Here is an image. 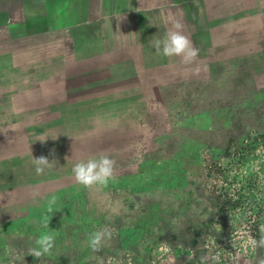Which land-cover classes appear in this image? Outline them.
Segmentation results:
<instances>
[{
	"label": "rangeland",
	"instance_id": "1",
	"mask_svg": "<svg viewBox=\"0 0 264 264\" xmlns=\"http://www.w3.org/2000/svg\"><path fill=\"white\" fill-rule=\"evenodd\" d=\"M35 1L23 0V3L33 5ZM80 1L71 0V3L75 2L70 6L72 13L75 6L79 7V13L86 10L85 6L79 5ZM180 1L178 6L184 8L189 6L186 1L191 3L195 24L200 27L199 32L195 33V25H186L192 21L190 18L181 21L186 36L190 32L188 30L195 29L193 38L188 36L193 46L199 49L196 64L192 67H219L221 73L214 75L213 82H209L211 87L205 86L196 95L192 93V97L188 96V101L193 100L196 105L191 108V112L180 106L184 102L178 104L181 108L174 104L167 106L163 102L162 111L158 112L161 115L157 120L160 125L157 129L158 137L141 145L127 141L123 152L115 158L119 162H116L114 179H110L107 186L85 188L77 184L72 173V167L77 161L72 163L62 154L67 149L65 133L68 134L71 129L75 133H82L84 138L90 136L84 132L95 118L101 119V111L98 110L102 105L95 109L96 105L90 113L84 114L93 116L86 126L80 127L75 120L80 117L79 112L84 110L71 111L61 116L63 121L52 123V129L47 130L51 132L47 134L48 139L55 141V145L42 151V154L45 157L53 155L57 162L54 168L56 172L52 171L54 173L49 174L46 181H35L33 176L38 175L34 173H23L21 177L13 175L14 181H4L7 176L1 174L2 179L0 176V264H258V257H264V248L254 249L250 244H243L247 240L241 236L236 246V228L244 223V218H250L252 214L247 215L248 211L233 212V203L227 207L229 203L225 199L233 191L230 187L232 182L223 181L217 186L216 181H207L208 177L204 176L205 173L213 172L215 163L227 156L230 146L238 144L249 133H264V0ZM110 2L112 4L116 1ZM128 3L129 0L121 2L120 8H116V17L110 19L113 25L107 28L109 31L105 28L100 31L97 29V35L113 45V54L109 56L111 59L106 65L113 72H117V68H121L119 66L124 63L123 59L119 62L113 58L119 56L114 53L125 49L127 45L131 46L120 43L118 34L121 35L123 29L127 30L138 13L147 10L139 4L127 8L129 4H134L132 1ZM9 6L14 8L16 5L13 3ZM94 9L97 7L94 6ZM159 9L163 15L161 34H165L172 26L165 19L176 17L177 10L171 7ZM18 10L14 9L10 15H19L15 14ZM148 11L154 13L156 10L150 8ZM59 12H62L60 7ZM89 15H93L92 10ZM21 17V23L10 27L15 29L13 32L17 35L24 32L23 22L26 24L23 14ZM165 21L167 24H164ZM31 25L40 29L46 27V23L39 20L36 23L31 21ZM80 31L75 30L80 38H87L88 32L85 35ZM56 33L61 35L58 29ZM48 35V39L52 40L50 42H41V37L36 36L25 44L24 39L19 45L9 48L5 42L7 34L0 35V83L7 82V85L23 88L24 91L26 86L34 85L37 88L44 81L42 77L50 71L49 67L42 66L43 46L45 44L46 49L48 45L54 50L57 42L55 36H51L53 34ZM142 35L132 33L128 36L124 33V36L142 48L136 55L140 58L139 62L145 64L147 58L142 53L155 36L147 38ZM9 38L16 36L9 33ZM67 43L61 47L65 48ZM101 44L105 49L108 47L107 43ZM77 46V51H88L83 41ZM96 49L100 50L98 46ZM10 50L14 56L26 50L30 52L24 58H15L9 62L8 56L3 57L1 53L6 55ZM165 58L174 61H161L155 56L148 60L151 62L150 70L155 68L160 80L167 81L170 75L169 80L182 78L198 79L201 82L208 77L202 75L201 71L199 75L191 74L188 71L190 67L183 65L180 57ZM89 64L75 65V71L88 72L91 69ZM185 68L186 71L174 72ZM22 70L27 72L21 73ZM32 70L36 71L35 74L31 73ZM204 70L205 73L208 71L207 68ZM53 78L60 86L67 83L75 88L94 86L90 84V75L76 77L66 69H57ZM48 82H52L50 76L45 79L46 87L52 85ZM190 88L186 87L187 91ZM117 90L112 89L110 93H113V100L103 106H107L105 119L108 123L102 124L136 129L144 127L137 111L139 108L144 111L143 102L152 98L151 91L147 93L148 96L141 97L132 88L127 94L122 93L124 97L115 100L116 93L120 91ZM1 97L0 116L10 111V103L16 99L15 95L9 101L8 96H4V99ZM116 114L122 118L116 119ZM22 129L13 128L0 133V159L4 160H1L0 166L9 169L12 165L14 170H21L23 164L29 162L25 145L30 137ZM63 178L71 179L72 183L66 185L63 182L65 180L53 181ZM47 183L52 185L48 187ZM53 196L56 202L49 211V201ZM45 217L49 218L47 228L43 226ZM105 228L111 233L110 237L102 241L100 251H92L86 237ZM43 232L54 235V247L49 254L34 258L31 249L37 247L35 241ZM249 237L259 239L260 235Z\"/></svg>",
	"mask_w": 264,
	"mask_h": 264
},
{
	"label": "crops",
	"instance_id": "2",
	"mask_svg": "<svg viewBox=\"0 0 264 264\" xmlns=\"http://www.w3.org/2000/svg\"><path fill=\"white\" fill-rule=\"evenodd\" d=\"M35 1V0H34ZM78 1V0H75ZM100 1V0H99ZM99 1H92V0H82L79 3V5H83L86 7V10L83 13H79V7H74V13H72V9L70 6L74 3H71V0H36V8H39L40 14L47 16L48 18V30L46 33L38 34V35H17L13 31L15 29H11L10 27L14 24L17 26V23H21L22 20V14H23V4L22 0L20 3H15V7L11 8L10 6H7L9 8V12L7 14L8 22L7 28H5V31L0 32V35L7 34V39L5 42L9 47H12V45H19L20 41L24 42L25 44L28 40H31L32 38L36 36H40L41 42H50L52 40L48 39L50 35L55 36L57 42H55V48L54 50L50 48V46L47 45V48L45 49V44L42 49V66H46L50 68V71H48L44 77V81L41 82L40 85H37V88L34 87V85L26 86L25 91L23 88H15L11 84L7 85V82L0 83V97L2 94L4 96H8L7 101L15 95L16 99H12L10 103V109H25L28 108H49L50 106H54L55 108H60V110H57V116H62L65 114L72 113L74 111H80V108H77L76 106H83L84 111L90 113L91 110H89L91 107L96 106L97 104L100 105V103H96V97H97V89H106L108 90L109 98L107 101H104L106 103H109L112 98V94L110 93L113 88L118 89L117 91H120L116 93L115 100H119L120 97H124L122 93L127 94L128 91L132 88L137 90L138 96L144 97L149 93V89L147 87H141L140 86H132V84L128 81L127 78H124L122 75L121 79L114 80L112 77L113 71H110V68H107L106 65L108 64V60L110 59L109 56L113 54V45L108 44V40L106 38H101V36L97 35V29L100 31V29H107L113 25V21L110 19H113L116 17L117 9L120 8L121 2H125L126 0H115L116 2L112 3L110 0H101ZM134 2V4H129ZM40 2V3H39ZM138 2V3H137ZM168 2V4L166 3ZM189 6L179 7L178 4L181 3L180 0H129V5L127 8H132L135 5L139 4L142 6L143 9H147L144 12H140L138 16L133 19L132 23H130L129 27L126 29H123L121 32L122 34H118V40L120 43H128L131 46L127 47L125 49H121L120 51L114 53L116 55H119L120 58H124L125 61L128 59L129 52L133 56H137L136 52H139L140 46L129 40V37L124 36V33L128 34V36L132 35L131 28L133 26L137 27L139 24H150V22L153 25V33L155 37H163L164 34H161L163 31V25L161 24L162 20V13L158 11V8L162 9L164 8H174L177 10L175 12L176 17L170 16L169 18H166L165 20H168V25H171L174 21L179 20L180 22L183 20L185 21L190 18L191 20L194 18V14L192 13V6L190 2L186 1ZM30 3V2H29ZM66 3L67 5H65ZM31 4V3H30ZM32 5V4H31ZM119 5V6H116ZM94 6L97 7V9H94ZM107 6V7H106ZM114 6H116L114 8ZM149 6V7H146ZM59 7L61 8V14L59 12ZM7 8V9H8ZM117 8V9H116ZM153 8L154 13H151L148 11V9ZM16 11L14 15L11 14L13 18L12 19L10 13L13 10ZM159 9V10H160ZM92 10V16L89 15V11ZM144 14L147 15L148 19L145 18ZM24 16V14H23ZM192 21L188 22L187 24H190ZM164 24H167V21L164 22ZM186 24V25H187ZM57 27V28H55ZM18 28V27H17ZM58 29L59 32H61V35H58L57 33L54 34L55 30ZM85 34L88 32L87 38H80V35L75 32H79ZM109 31V29H107ZM9 33L16 36V38H9ZM117 33V31H116ZM141 34V33H139ZM116 36V35H115ZM142 36H145L149 38L147 35L143 34ZM68 41L65 48H62L61 46ZM80 41H83L88 48V51L86 52H80L77 51L79 49V46H77ZM107 43L108 47L105 49L101 43ZM53 43V42H52ZM53 46V45H52ZM99 47L100 50L96 49V47ZM1 47V46H0ZM12 50V49H11ZM9 51L8 54L4 55L1 53V55L8 56L9 62L13 61L15 58H24L28 55L30 50H26L20 53V55H13V51ZM16 50H14L15 52ZM3 52V51H1ZM128 56V57H127ZM89 62L91 69L88 70V72H82V71H75L76 66H82L85 63ZM160 62V61H159ZM27 63V61H25ZM76 65V66H75ZM57 69H66L68 70L70 75L73 76H80V75H90L91 76V83L92 87H80L75 88L70 87L69 83L63 84L60 86V83H55L54 75H56ZM155 70V68H154ZM27 72L26 70H22L21 73ZM35 70H32L31 73L35 74ZM176 72V71H175ZM122 73V72H121ZM158 74V72H156ZM10 74V73H9ZM118 74V73H115ZM160 75V74H159ZM35 76V75H33ZM50 76L52 78L51 86L46 87L45 86V79L46 77ZM90 78V77H89ZM178 80V79H176ZM184 80V79H182ZM155 86H160L161 83H166L162 80H160L159 77L155 80ZM1 82V81H0ZM28 83V79L26 80ZM25 83V81H24ZM168 83V82H167ZM74 84H78L77 82H74ZM155 86H152L155 88ZM206 87L208 85H205ZM72 89V90H71ZM128 89L127 91L123 92L122 90ZM157 92H159L158 88ZM73 91V92H72ZM2 96L1 99H4ZM26 97V98H25ZM25 99V101H24ZM150 99V97H149ZM116 102V101H114ZM175 102V101H174ZM146 102H143L145 104ZM167 104V103H166ZM97 105V106H98ZM176 106V104H174ZM71 107L70 109L68 107ZM74 107H76L74 109ZM56 108V109H57ZM72 111V112H71ZM48 115H50L48 113ZM62 118V117H61ZM48 119V118H47ZM59 119V118H58ZM1 125H0V133ZM2 138V137H1ZM1 153V152H0ZM2 159H0L1 162ZM4 162V160H2ZM1 169H7L3 166H0ZM15 167L11 165L9 167V170H14ZM15 177L13 176H7V178H4V181H14Z\"/></svg>",
	"mask_w": 264,
	"mask_h": 264
},
{
	"label": "trees",
	"instance_id": "3",
	"mask_svg": "<svg viewBox=\"0 0 264 264\" xmlns=\"http://www.w3.org/2000/svg\"><path fill=\"white\" fill-rule=\"evenodd\" d=\"M20 2L21 0L1 1L0 3V32L5 31V28H7V25L9 24L8 18H7L8 11L6 10L8 8L7 6H9V4L10 5L13 3L18 4ZM35 3L36 2H34L33 5L31 6L29 4H24L22 0V4L24 7L23 14H24L26 24H24V22L22 21L23 22L22 28L24 32L20 34L21 36L43 34V33H46V31L48 30V18L47 16L40 14L39 8L35 7ZM145 15L146 14H144V16ZM145 18L148 19L147 15L145 16ZM38 20L46 23V27L44 26L42 27V29H40L38 27H34L31 25V21L36 23ZM191 24L195 25L197 31L195 32V29H192V30L195 33H198L199 32L198 29H200V27L195 24L194 18L192 19ZM187 25L190 26V24H187ZM153 28L154 27L151 22L150 24H143V25L139 24L137 27L133 26L131 28V33H137V34L141 33V34H145L151 37L152 35H154ZM188 31H190V32H187L188 36L193 38L194 32L191 30H188ZM262 48L264 52V44ZM141 50L142 48H140L139 51ZM142 55L144 58H147L144 61L145 64H142L141 61L139 62L140 58H138V56H133L130 52L128 55L129 57L127 56L128 59L126 61L124 58H120L119 56L113 57L117 59L119 62H121V60L123 59L124 63L119 66L121 68H117V72H113L112 77L114 78V80L115 79L118 80V79H121L123 75L124 78L128 79V81L132 84V86H140V88L144 86V87H147V89H149V92L151 91L152 98L147 99L148 102H146L144 105L145 106L144 111H142L141 108H139L137 111L138 112L137 116H139L140 119L143 120L142 123L144 122L145 124L144 127L136 129L137 127H130V128L129 127L128 128L118 127L119 125L117 124L116 125L114 124L113 125L112 124L103 125L102 123L104 124L106 122L108 123V121L105 119L106 118L105 111L107 110L106 109L107 106L105 108L103 106L104 104H106V102L104 101H107V99L109 98V94H108V90L106 89H97L96 90L97 97H96L95 102L100 103V105L97 104L98 106L96 107L94 106V107L95 109H97V107H100L102 105L101 106L102 108L98 110V111H101V119H96L94 117L95 120H93V122L89 124V126L85 130L84 134L90 135V136H86L84 138V136H81L82 133H79V134L78 132L75 133L74 130H71V129L70 131L68 130V134L65 133L64 135L65 141H66L65 145L67 149H64V152H62V154L64 156L66 155V158L70 159L72 163L80 159H83V157L85 158L87 156H93L95 154H106L111 159L117 160L116 162H119V160L115 158L120 156L119 154L123 152V149L127 145L126 144L127 141H131V144L141 145V144H145L152 138L155 139L156 137H158L157 129L160 127V125L157 124L159 123L157 120L161 117V115L158 112L162 111L161 107H162L163 102L167 103V106H170V105L173 106V104H176L177 107L179 106L178 104H181L182 102H184L180 106H183V109L187 110V112H191L192 110L191 108H193L196 105L193 103V100L191 102L188 101L189 99L188 96L192 97L193 96L192 93L196 95V93H199L204 88H206L205 85H208L211 87V84L209 82H213V78H215L214 75L216 73H221L222 71V69H220L219 71V67H215V68L213 67L214 69L213 68L209 69L210 67L208 66L202 67L201 68L202 75L208 76V77H206L207 78L206 80L202 79L201 82H199L198 79L197 80L195 79L182 80V78H179V80H176L178 79L176 78L175 80H169L171 77L168 73L167 75H169V77L167 78V81H172V83L170 82L161 83L160 86H155L156 85L155 80L157 79L158 75L156 73V70L154 69L150 70L149 66L151 62L148 60H150V58L154 56L160 58L161 61H167L170 63H172L174 60L171 59L170 61H168V59L166 60V58L163 55H157L155 52V49L151 45H149L148 47H145V50L143 51ZM213 65H215V63H213ZM213 65L209 64V66H213ZM187 67H192V65L187 66ZM205 68H207L208 70L206 73L204 70ZM186 70L187 68L176 71V73H179L180 71H186ZM115 73H118V74H115ZM162 81L167 82L166 80H162ZM152 86H155V88H153ZM186 87H191V88L190 90L187 91ZM156 88L159 89L158 90L159 92H157ZM168 101L170 102L168 103ZM76 107L80 108V110H84L83 106H79V107L76 106ZM76 107H74V109ZM56 108L54 106H50L49 108L40 107V108H28V109H25L23 107V109H14V110L10 109V111H7L4 115L0 116V125H1L2 132L10 131L13 128L23 127L22 130H24L25 134L30 137L29 138L30 141L28 142V144L25 145L26 151H28L29 153V162L26 165L24 163L21 170L16 169L13 171L9 169H0V176L1 174H3V176L20 175L21 177L23 173H29L30 175L33 173L36 174V167L33 163V158H38L40 156H43L42 151H44L45 149L52 148L55 145L54 143L55 141L53 142V140L51 141L50 139H48L49 133L47 134V132H51V131H47V130L51 128L52 123L56 121L58 122L63 121V118H61L60 116H57V110H60V108H57V109ZM68 108L70 109L71 107H68ZM92 108L93 107H91L89 110H91ZM154 112L156 114H154ZM48 113L50 115H48ZM79 113H80L79 114L80 117L75 119L76 122L79 124L80 127L86 126L87 123H89V120H91L90 118H92L93 116L84 115L88 113L86 111L79 112ZM115 117L116 119L122 118L119 114H116ZM105 126H111L112 128L105 129L103 128ZM72 127L76 128L74 125H72ZM126 134L129 136H127ZM96 136H98V138ZM168 147L169 146H166V148ZM78 149L80 151H78ZM8 152L10 151H7V153ZM36 155H39V156L36 157ZM49 156H52V157H47V156L46 157L49 159L50 163L55 161L53 166L51 168L45 169L44 173H47V175L42 174L38 176H33V179L35 181H43V180L46 181V179L49 178L50 175L54 173L52 171L56 172V170H54L55 165H56L55 163H57L56 159H53V155H49ZM32 170H35V171L32 172ZM58 173H55V174L58 175ZM3 176H1V179L3 178ZM70 180L71 179L63 178L59 180L55 179L53 181H63L64 184L70 185L72 183V181ZM46 185H48L49 187V185H52V183H49V184L47 183ZM40 186H43V185H40Z\"/></svg>",
	"mask_w": 264,
	"mask_h": 264
},
{
	"label": "clouds",
	"instance_id": "4",
	"mask_svg": "<svg viewBox=\"0 0 264 264\" xmlns=\"http://www.w3.org/2000/svg\"><path fill=\"white\" fill-rule=\"evenodd\" d=\"M150 45L155 49L157 55L164 57H180L181 63L185 66L196 64L199 55V49L195 48L183 32V24L176 20L172 23L163 37L152 38ZM188 71L193 75H199L201 69L199 65L188 68ZM55 161L49 162L45 156L33 158V163L36 167V174L42 175L46 168H51ZM116 169V161L111 159L106 154H100L98 157H91L86 160L77 161L72 167V173L77 184L85 188L93 186H107L110 179H114ZM56 202V197H52L49 201V211L51 206ZM49 218H44L43 226L47 228ZM111 233L107 228L92 232L86 237V242L92 251H100L102 241L110 237ZM54 235L49 232H43L35 241L37 247L31 249L34 258H39L42 255L49 254L54 247ZM249 244L254 249L264 248V230L259 239L249 237ZM258 264H264V257H258Z\"/></svg>",
	"mask_w": 264,
	"mask_h": 264
},
{
	"label": "built area",
	"instance_id": "5",
	"mask_svg": "<svg viewBox=\"0 0 264 264\" xmlns=\"http://www.w3.org/2000/svg\"><path fill=\"white\" fill-rule=\"evenodd\" d=\"M227 153L215 163L213 172L204 176L208 177L207 181H216L217 186L223 181L232 182L230 187L233 191L225 199L229 203L227 207L233 203V212L248 211L247 215L252 214L236 228L238 246L241 238L247 240H242L243 244H249V236H261L264 230V133H249L238 144L230 146ZM235 204L241 208L234 207Z\"/></svg>",
	"mask_w": 264,
	"mask_h": 264
}]
</instances>
